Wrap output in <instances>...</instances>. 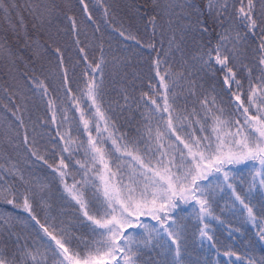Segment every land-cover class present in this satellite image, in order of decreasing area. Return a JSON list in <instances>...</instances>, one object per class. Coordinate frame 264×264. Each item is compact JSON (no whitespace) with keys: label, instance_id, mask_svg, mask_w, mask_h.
I'll use <instances>...</instances> for the list:
<instances>
[{"label":"snow or ice","instance_id":"obj_1","mask_svg":"<svg viewBox=\"0 0 264 264\" xmlns=\"http://www.w3.org/2000/svg\"><path fill=\"white\" fill-rule=\"evenodd\" d=\"M80 3L88 19L95 23L85 0H80ZM25 7L40 25L46 16L51 23V9L31 2ZM229 7V0H207V18H202L205 13L189 0H165L163 4L157 3L153 13L149 14L152 35L148 41L142 42L132 33L120 31L125 40H135L141 47L156 52L153 61L155 77L149 80L150 90L143 91L136 102L137 108L143 107L142 121L132 135H117L119 130L110 114L111 109L104 107L103 52L98 62L87 64L83 73L87 79L81 81L82 87L78 85L73 89L69 86L71 80L63 54L59 48L54 49L59 70L57 76L62 81L60 90L65 99L72 96L74 101L70 106L61 102L55 137L71 145L75 143L73 129L78 137L87 135V141L81 139L77 149H82L87 158L83 162L76 161L83 170L77 173L80 179L73 178L71 184L66 180L72 159L70 147L61 150L57 163H48L39 153L35 134L29 142L25 120L17 115L20 108L16 107L12 115L18 121L17 128L25 129L22 142L27 153L47 164L59 177L64 192L79 205V211L90 222L92 235L89 240L80 241L82 247H74L70 232L60 228L57 233L55 225L48 223L47 219L41 223L30 199L39 195L31 190L32 173L28 171L26 176L27 170L12 164L4 171L13 179L0 176L4 185L0 187V203L26 212L47 240L40 238L38 233L33 244H21L19 234L9 233L16 237L14 250L9 252L0 248V264H138L141 244L145 248L152 245L167 250L172 253V264H184L182 241L186 226L176 215L177 210L181 205L191 206L192 213L203 225L199 229L201 238L212 242L207 221L209 218L218 219L213 215L212 201L215 192L224 191L225 186L239 202L242 213L246 212L247 221L257 228L259 240L264 241V219L258 220L248 196L242 197L234 187V172L237 166L243 165L250 176L248 193L264 190V0H259V15L257 0H232L235 17L246 29L244 35L237 32L233 36L230 27L224 28L218 33L216 44L211 46L209 42L207 50L201 48L192 56L193 63L185 60L182 70L172 71L165 67L161 72V65H167V60L161 59L155 43L158 17H167L168 30L173 32L168 39V50H164L167 57L173 46L182 51L177 42V31L180 41L189 31L201 35L209 33L213 30L209 19L212 24L223 25L226 19H230ZM19 8L18 2L0 0V10H3L5 18ZM194 15L195 20L192 19ZM69 19L72 20L71 17ZM19 25L24 27L22 15H19ZM72 27L76 30L75 20H72ZM159 28L160 49L163 50L164 25ZM249 36L256 38L258 44L252 52V59L247 61L241 46L247 45ZM79 43L77 40L76 44ZM26 46L31 47L27 43ZM79 52L83 54L85 49L81 47ZM4 59L10 62L11 73L16 54L0 43V60ZM83 60L87 61L86 54ZM206 70L222 74V84L227 89L225 94L229 97L226 102L222 98L218 101L217 95L209 98L200 91L203 85L197 84L201 78L198 73ZM28 83L33 96L39 95L42 101L46 99L51 121L45 122L57 123L56 100L49 96L44 79L31 76ZM123 99L131 108L126 93ZM9 100H12L11 96ZM55 137L51 139L55 140ZM64 152L69 156L65 157ZM28 166L31 167L30 162ZM17 181L23 191L16 186ZM89 185L91 197L88 196ZM232 207L235 208V203ZM8 219H11L10 214ZM130 229L143 231L130 232ZM212 247H216L215 243ZM223 254L229 258L235 256L239 264H264V261L257 262L250 256L241 257L231 250H225Z\"/></svg>","mask_w":264,"mask_h":264},{"label":"trees","instance_id":"obj_2","mask_svg":"<svg viewBox=\"0 0 264 264\" xmlns=\"http://www.w3.org/2000/svg\"><path fill=\"white\" fill-rule=\"evenodd\" d=\"M18 2L20 8L12 16L5 18L3 10H0V43H3L13 53L16 54L15 66L9 72L10 62L7 59L0 60V176L7 179L4 168H10L12 164H17L21 170L32 173L31 190L39 193L30 197L33 202V211L40 219L41 223L54 224L59 232L64 228L70 232L73 238V246L82 247L80 241L91 238L90 222L79 211V205L72 201L64 192L59 183V177L42 161L35 160L27 153L23 145L24 128H17L18 121L12 115V111L20 108V115L27 125L29 142L35 134L37 137V147L40 155L45 156L48 163H57L59 154L65 147L72 150V159L69 162V175L66 180L69 184L73 178L80 179L77 174L83 170L76 163L86 161L85 153L78 149L80 140L87 141V135L78 137L73 129V139L75 143L66 145L55 137L59 125V109L61 102L64 106L74 103L72 96L65 99L61 91L62 81L58 78L56 68L57 54L54 49L59 48L63 54L64 64L68 69V76L71 80L69 85L73 89L82 87L81 81L87 79L83 76L88 63L98 62L101 51L105 59L103 67V81L106 109H111L117 129L120 133L132 135L137 126L141 125V112L143 107H136V102L140 100L143 91H149V80L155 77L153 61L156 52L147 47H141L135 40H125L119 33L121 30L132 33L137 39L146 42L152 35V27L148 23L149 14L153 13L157 3L163 4L165 0H85L88 5V13L93 17L95 23L88 19V14L84 12V6L80 0H8V3ZM40 4L42 8L51 9L50 20L46 16L43 25L36 21L26 9L28 3ZM205 13L202 18H207V0H189ZM230 19H226L223 25L209 23L212 29L209 33L201 35L198 32L189 31L185 34V39L180 41V33L177 31V42L180 43L182 51H177L175 46L169 51L167 57L164 50H168V39L173 34L168 30L167 17L157 18V35L155 43L157 51L160 52L161 59L167 60V65H161V72L165 67H170L172 71L182 70V64L187 60L193 63L192 56L198 54L201 48L207 50L209 42L214 46L218 39V33L224 28H231L232 35L238 32L244 35L246 29L244 25L235 17V10L232 7V0H229ZM238 3L236 7H238ZM107 9V14H105ZM18 13V14H17ZM19 15H22L24 27L19 25ZM257 15H259V0H257ZM76 22V30H73L72 20ZM195 20V15L192 17ZM34 25H36L34 27ZM160 25H164L163 50L160 49ZM15 26V27H13ZM79 40V45L76 41ZM31 45V47H27ZM258 40L249 36L247 45H242V51L247 57V61L252 59V52L256 48ZM84 48L85 53H80L79 48ZM86 54L87 61L83 60ZM246 61V62H247ZM90 71V70H89ZM200 79L197 84L203 85L200 90L211 98L217 95L218 101L228 100L225 94L227 89L222 84V74L219 71L213 73L206 70L198 73ZM37 76L44 79L49 88V96L56 100L57 123H46L51 121V112L47 108L46 99L41 100L39 95L33 96L28 77ZM125 93L129 97L128 104L125 105L123 96ZM78 94V93H77ZM12 100H9V97ZM21 96L24 99H21ZM72 112H69L71 117ZM35 129V132H33ZM63 132V129H59ZM82 131V129H81ZM19 133V135H17ZM51 137H55L52 140ZM59 142V143H57ZM110 146V145H109ZM65 157L69 156L64 152ZM31 163L29 168L28 163ZM92 175V173H89ZM250 176L245 166H237L234 172V187L236 192L248 199L257 214L258 220L264 219V190L256 189L251 194L248 193ZM42 187H40V186ZM0 181V187H3ZM16 186L23 191V187L16 182ZM88 196L91 197V186H88ZM235 203V208L232 204ZM212 212L218 219H208L209 234L213 236V241L201 238L199 229L203 226L196 219L191 211V206L181 205L176 215L180 217V222L186 226L182 241V256L184 264H239L235 256L229 258L223 253L225 250L234 251L241 257H252L253 260L264 261V241H260L257 236V228L247 221L246 212L242 213V207L231 190L225 186L224 191L217 190L212 201ZM9 214L11 219L9 220ZM0 248H6L9 252L14 250L15 235L19 234L22 239L21 244L29 245L37 241V234L40 238H47L40 231L39 226L31 221L28 214L22 209L13 208L6 203H0ZM8 221V222H6ZM149 222V221H145ZM150 223L155 224L154 221ZM51 231V229H50ZM130 232H142V229L129 230ZM137 239H141L137 237ZM216 247L213 248L212 244ZM170 244V242H169ZM174 247V246H173ZM173 256L167 250L149 245L143 247L137 256L138 264H172Z\"/></svg>","mask_w":264,"mask_h":264},{"label":"rangeland","instance_id":"obj_3","mask_svg":"<svg viewBox=\"0 0 264 264\" xmlns=\"http://www.w3.org/2000/svg\"><path fill=\"white\" fill-rule=\"evenodd\" d=\"M43 239H44V240H47V238H43ZM50 243H52V244H53V246H54V242H51V241H50Z\"/></svg>","mask_w":264,"mask_h":264}]
</instances>
